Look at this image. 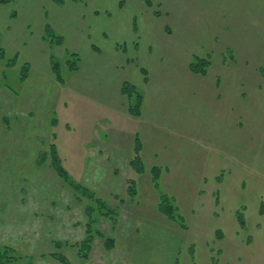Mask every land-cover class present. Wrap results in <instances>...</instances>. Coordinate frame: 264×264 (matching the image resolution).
I'll use <instances>...</instances> for the list:
<instances>
[{
  "label": "rangeland",
  "instance_id": "1",
  "mask_svg": "<svg viewBox=\"0 0 264 264\" xmlns=\"http://www.w3.org/2000/svg\"><path fill=\"white\" fill-rule=\"evenodd\" d=\"M151 1L0 9V248L18 264H264V0Z\"/></svg>",
  "mask_w": 264,
  "mask_h": 264
},
{
  "label": "trees",
  "instance_id": "2",
  "mask_svg": "<svg viewBox=\"0 0 264 264\" xmlns=\"http://www.w3.org/2000/svg\"><path fill=\"white\" fill-rule=\"evenodd\" d=\"M11 0H0V3H8L10 2ZM146 5L149 6V7H152L153 6V3L151 0H144ZM46 32H47V39L49 38L50 40V36L53 34L50 30V28H46ZM135 29H137V27L135 26ZM58 37V40H52V43H56V44H61L62 43V40L63 38L61 36H56ZM51 41V40H50ZM16 58V57H15ZM12 59V60H8L9 61V64H14V62H16V59ZM5 59V53L4 51L0 48V61L4 60ZM51 64H52V69L56 75V78L63 82L64 79L61 75V71H60V64L59 62L57 61V59L52 56L51 57ZM210 66V61L207 60L206 58H198L195 62H192L190 64V69L191 71H193L194 73H197V74H201V75H206L207 74V69L209 68ZM29 69V66L28 64H26L24 66V70L27 71ZM74 69V67H73ZM75 69H77V67H75ZM144 74H146V71L143 70ZM27 77V74H24L22 79H25ZM122 92L124 94H127V95H132L133 93L135 94L136 93V97H137V105L136 107H131L130 108V112L133 114V115H140L141 114V104H142V101H143V97L141 94L137 93L134 86L132 85H128L126 84V82L124 83L123 85V89H122ZM54 137V136H53ZM55 139V138H54ZM137 139H139L137 137ZM142 150V144H141V141L140 139L137 140V144L135 146V149H134V152H135V155L133 157V159L131 160V164L134 166V168L137 169V171H140V166L142 165L141 163V156H140V152ZM43 155H44V152H43ZM47 155L49 156L50 160H51V165L52 167L58 172V174L66 181L69 183V185H71V187H73L74 190L78 191V192H82V194H89L90 197H95V194L93 192H91L88 188L86 187H83V186H80L79 184H77L73 178L71 177L70 173L67 171V169L64 167L63 163H62V159L58 153V150H57V146L55 143H51L50 145V150L49 152L47 153ZM136 188H135V185H134V182L132 183V185L129 187V193L133 196H135L136 194ZM97 199V202L100 204L101 207H106V203L105 202H102L101 199L99 198H96ZM160 210L161 212H163L164 214H166L170 219L174 220V221H177V214H176V211H177V207L174 206L173 202L171 201V199L167 196V195H163L162 196V199H161V202H160ZM109 210V208H107ZM91 208H89V214H90V211ZM262 212V211H261ZM263 213V212H262ZM243 215L241 214H238V218H239V222H240V225L241 227L245 228V223H244V220H243ZM91 223L88 224V227H87V231L91 232ZM90 241H92V237L91 235H89L87 238H85V242H83V247H81V252H79L80 255H82L83 257H87L88 256V251L90 250ZM107 242H108V239H107ZM15 249L13 248H4V249H1L0 248V264H18L17 260L20 259V256H16V253H15ZM15 253V254H14ZM52 256H54L55 258H58L59 260L63 261L64 263H68V261L63 258V257H60L58 255H55V254H52Z\"/></svg>",
  "mask_w": 264,
  "mask_h": 264
},
{
  "label": "crops",
  "instance_id": "3",
  "mask_svg": "<svg viewBox=\"0 0 264 264\" xmlns=\"http://www.w3.org/2000/svg\"><path fill=\"white\" fill-rule=\"evenodd\" d=\"M19 0H17V1H14L13 3H9L8 5L7 4H2V3H0V9L1 8H6V7H9V5L10 4H16L17 2H18ZM4 5H7V6H5L4 7ZM15 7V6H14ZM14 7H12V8H7V9H9L10 10V14H8L7 15V21H8V16L10 17V18H16L17 16H18V12L16 11V10H14ZM11 20H13V19H11ZM143 110H144V101H143ZM142 115H143V113H142Z\"/></svg>",
  "mask_w": 264,
  "mask_h": 264
}]
</instances>
